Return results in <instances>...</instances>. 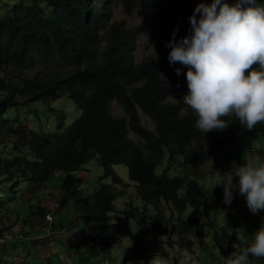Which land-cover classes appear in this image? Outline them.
Segmentation results:
<instances>
[{
  "label": "trees",
  "instance_id": "obj_1",
  "mask_svg": "<svg viewBox=\"0 0 264 264\" xmlns=\"http://www.w3.org/2000/svg\"><path fill=\"white\" fill-rule=\"evenodd\" d=\"M191 1L25 0L13 4L0 19V145L14 138L12 150L30 145L33 154V158L26 154L11 156L13 151L2 153L0 149V175L8 180L29 179L39 186L59 168L70 171L63 177L60 202L64 205L74 199L79 214L91 223L94 236H85L86 242L100 243L105 249L116 236L133 235L130 220L146 222L152 205L161 213L153 218L158 232L210 234L213 244L218 245L220 227L215 225L211 193L195 176L194 168L211 154L214 156L225 143L235 142L239 128L231 117H222L228 122L227 128L208 132L206 145L194 143L204 133L195 127L197 117L182 100L188 91V69L179 62L170 65L167 57L171 49L166 47L177 27V40L189 34ZM204 2L211 4L212 0ZM138 3L143 16L155 19L157 45L166 49L160 59L161 68L151 56L139 62L135 59L141 26L129 28L123 20H112L119 4L130 15ZM33 68L36 74L23 73ZM177 68L180 75L176 74ZM172 87L176 99L171 102L167 97ZM59 93L69 95L80 109L78 118L65 130H29L22 121L6 117L12 107L47 100ZM113 102L126 115H115L111 110ZM141 111L153 120V129L143 123ZM130 130L141 139L130 137ZM92 152L98 153L102 175L111 176L114 185L121 184L122 179L112 165L128 166L144 208L131 206L111 222L108 213L114 210L116 196L112 185L100 183L91 199L83 198L76 187L78 181L82 183L77 171ZM165 153L167 164L157 172L156 166ZM177 156L192 166L182 175L169 172ZM82 198L90 204L86 205ZM79 202H83L82 206ZM163 204L169 207L166 221L160 218ZM32 212L44 218L46 207L38 206Z\"/></svg>",
  "mask_w": 264,
  "mask_h": 264
},
{
  "label": "rangeland",
  "instance_id": "obj_2",
  "mask_svg": "<svg viewBox=\"0 0 264 264\" xmlns=\"http://www.w3.org/2000/svg\"><path fill=\"white\" fill-rule=\"evenodd\" d=\"M19 1L25 0H0V19L7 14L13 4ZM201 2H204V0L191 1V9L194 10L196 5ZM258 2H264V0H258ZM139 9H141L140 3H138V8L132 14L128 15L119 4L114 10L112 20H123L129 28L141 26L137 37V48L134 52L135 59L139 62L146 56H151L155 65L161 68L160 59L166 52V49L157 45L159 34L155 19L152 16H143L139 12ZM155 54L158 56V60L155 59ZM36 72L37 69L35 68L23 70V73L29 76L36 74ZM0 73L3 74L1 70ZM19 99L22 100L20 97ZM175 99L176 90L172 87L167 100L172 102ZM111 110L115 115H126L125 110L116 102L112 103ZM79 113L80 109L71 100L70 96L65 93H59L56 97L48 98L47 100H39L12 107L7 111L6 117L11 118V120L18 119L22 121L29 130L35 129L40 132H56L58 130H65L74 119L78 118ZM140 113L146 127L153 129V120L143 111ZM231 118L239 128L237 140L232 143H225L220 150L214 153V156L211 154L209 159H205L202 164L194 168V171L197 172L195 176L198 177L200 183L211 193L210 205L215 217V225L220 227L218 229L220 235L217 236L218 245L213 244V239L210 234H208L209 236H199L194 232L185 234L175 232L174 234L170 230L158 233L157 237L159 236L160 240L159 244L156 245L154 238L157 237H154V235L158 229V224L154 222L153 218L161 213L156 212L152 205H150L148 207L146 222L139 221L135 218L130 220L129 226L132 229L133 235H127L122 238L116 236L112 240L111 245L105 249L101 247L100 243L94 248L91 247L95 249L97 254L95 258L92 257L94 258L92 264H105L102 262L104 258L117 261L120 259V255L126 256L127 258H139L147 254L151 249L154 250V253L159 251L164 255L168 264H178V260L183 258L181 255L183 248H187L193 253L196 264H225L227 257L233 252L239 251L238 248L234 247L241 244L237 239V232H242L246 237H250L264 224V211L253 214L247 207L246 198L239 194L238 187L233 191L232 203L226 205L224 203L223 184H218L221 181L216 175V172L220 174L230 172L234 167L249 162L250 156L252 159L259 157L261 161H264V124H258L255 129L249 131L240 124L237 118L234 116ZM128 134L135 140L141 139L132 130ZM15 137L17 138L16 132ZM209 138L210 135L205 133L203 136L195 138L194 143L201 142L206 145ZM13 141L14 138L11 141H7L5 145H0L2 153H11L13 151V155L11 156L26 154L29 158H33L30 145L21 146L19 150H12ZM1 144L4 143L1 142ZM98 156L97 152H92L77 171V174L82 176V183L78 181L76 187L79 189L83 198L91 199L96 187L100 183L112 185L113 192L116 196L114 199V210L108 213L111 222H115L117 215L122 211H126L131 206H142L141 208H144V202L137 194L136 183L129 176L128 166L125 163H114L112 165L114 172L122 179L121 184L114 185L111 176L102 175L103 169L98 160ZM166 164L167 154L165 153L161 162L156 166V171H162ZM14 165L19 166V163H14ZM191 168L192 166L190 164L182 162L181 156H177V161L173 163L169 172L182 175L185 173V169L189 170ZM68 173L70 171L59 168L39 186L31 183L29 179L16 177L13 180H8L4 179L3 175H0V225L11 226L7 229L10 232L0 234V252L4 251L5 253L0 264H20L23 260V256L20 254L21 251L16 249L17 246H14L17 245V242L10 240L21 239L33 241V246L38 250H43L42 259L47 260L51 254L49 240H54L55 242L59 240L64 241L65 239H70L69 235L75 238L94 236L91 223L85 216L79 215L84 219L79 218L78 220L77 217L72 220L70 219L71 214L76 212L80 213L76 201L69 199L70 201L64 205L60 202L63 199V177ZM233 183H238V178L234 177ZM41 196H51L54 202L59 199L58 205L62 207L61 211L52 212L48 215L47 219L41 221V228L38 231L37 227L39 223L34 227L30 226L26 227L25 230L24 228L22 229L20 225L29 217L31 209L34 206H40L39 198ZM83 198V201H87L86 205H89L90 202ZM82 203L79 202L78 205L82 206ZM45 207L49 211H52L49 201ZM82 208L84 209V207ZM162 208L163 216L161 215L160 218L166 221L169 216V207L163 204ZM59 219L63 220L66 224H60ZM12 222L13 224H11ZM160 223L164 225L162 222ZM132 238L136 242L135 246H133L134 242H131ZM13 246L14 254L11 257ZM131 247L132 249H129ZM210 249H213V252L210 253ZM8 251H10L9 257L6 255ZM252 263L264 264V258L250 256L248 264ZM107 264L114 263L108 262ZM121 264H125V261L122 260Z\"/></svg>",
  "mask_w": 264,
  "mask_h": 264
},
{
  "label": "clouds",
  "instance_id": "obj_3",
  "mask_svg": "<svg viewBox=\"0 0 264 264\" xmlns=\"http://www.w3.org/2000/svg\"><path fill=\"white\" fill-rule=\"evenodd\" d=\"M189 21V34L177 40V27L166 47L171 49L167 57L169 64L179 62L188 69L185 74L188 91L182 100L197 117L195 127L204 134L223 130L228 127V122L221 118L233 116L249 131L264 124V2H201L196 5ZM155 59L158 60L156 54ZM176 74L180 75L179 68ZM216 175L221 181L218 184H223L226 205L232 203L233 191L238 187L253 214L264 211V161L259 157L234 167L230 172H216ZM234 177L238 178V183H233ZM58 202L59 199L52 211L46 208V216L41 221L57 207L62 208ZM2 228L0 225L1 235ZM158 233L163 231H156ZM237 239L241 244L234 247L239 251L227 257L225 264H248L250 256L264 258V224L250 237L238 231ZM159 240V236L154 238L156 245ZM181 255L183 258L178 264H196L193 253L187 248H183ZM122 260L125 264H168L166 257L159 251L154 253L153 249L139 258L120 255L119 260L108 261L121 264Z\"/></svg>",
  "mask_w": 264,
  "mask_h": 264
},
{
  "label": "crops",
  "instance_id": "obj_4",
  "mask_svg": "<svg viewBox=\"0 0 264 264\" xmlns=\"http://www.w3.org/2000/svg\"><path fill=\"white\" fill-rule=\"evenodd\" d=\"M250 160H253L252 157H249ZM40 206H46V203L49 201L51 203V208H55V202L53 198L50 197H40ZM70 201V200H69ZM36 209L35 206L31 209V213L29 217H27L26 220L20 225L22 229H26V227H34L38 223L37 231L41 228V217L37 213H32V210ZM62 208L57 207L54 212H60ZM17 217V215H16ZM75 217L84 219L82 216H79V213L76 212L74 214L70 215V219H74ZM60 224H66L63 220L59 219ZM13 224V222L11 223ZM11 226H3L2 228V234H5L7 232H10L7 230ZM258 228V226H256ZM32 229V228H31ZM33 233V232H32ZM31 233V234H32ZM40 233V232H38ZM70 239H65L64 241L59 240L57 243L50 241V249L51 254L49 255V258L47 260L42 259V249H37L35 246L32 245L33 241H26L21 239H15L10 240L12 242H17L16 249H19L21 252L20 254L23 256V260L20 262V264H92V260L96 257L95 249H92L91 247H95V245L92 243H87L86 240L82 238H75L71 235ZM7 241V240H6ZM1 243V242H0ZM14 246L11 251V257L14 254ZM10 251L6 253V255L9 257ZM5 253L4 251L0 252V263L2 261V258L4 257ZM94 257V258H92ZM253 264V263H252Z\"/></svg>",
  "mask_w": 264,
  "mask_h": 264
},
{
  "label": "built area",
  "instance_id": "obj_5",
  "mask_svg": "<svg viewBox=\"0 0 264 264\" xmlns=\"http://www.w3.org/2000/svg\"><path fill=\"white\" fill-rule=\"evenodd\" d=\"M102 262L105 263V264H107L109 261H108L107 259L104 258V259L102 260Z\"/></svg>",
  "mask_w": 264,
  "mask_h": 264
},
{
  "label": "bare ground",
  "instance_id": "obj_6",
  "mask_svg": "<svg viewBox=\"0 0 264 264\" xmlns=\"http://www.w3.org/2000/svg\"><path fill=\"white\" fill-rule=\"evenodd\" d=\"M104 249V248H103Z\"/></svg>",
  "mask_w": 264,
  "mask_h": 264
}]
</instances>
